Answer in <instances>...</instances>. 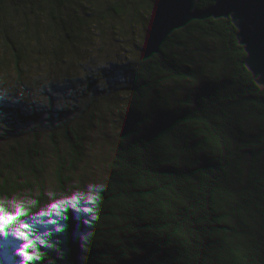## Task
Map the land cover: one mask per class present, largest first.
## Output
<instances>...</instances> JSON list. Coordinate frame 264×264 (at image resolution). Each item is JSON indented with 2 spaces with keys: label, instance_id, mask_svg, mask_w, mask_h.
<instances>
[{
  "label": "water",
  "instance_id": "95a60500",
  "mask_svg": "<svg viewBox=\"0 0 264 264\" xmlns=\"http://www.w3.org/2000/svg\"><path fill=\"white\" fill-rule=\"evenodd\" d=\"M73 196L33 264H264V0H0V207Z\"/></svg>",
  "mask_w": 264,
  "mask_h": 264
},
{
  "label": "snow or ice",
  "instance_id": "6c2138e0",
  "mask_svg": "<svg viewBox=\"0 0 264 264\" xmlns=\"http://www.w3.org/2000/svg\"><path fill=\"white\" fill-rule=\"evenodd\" d=\"M81 199L73 196L71 200L53 203L48 211L40 212L37 217L32 219L31 223L22 219L26 213L21 208L7 212L3 207H0V246L14 243L16 255L21 258L22 264H33L34 261L41 260V256L34 251L35 241H40L43 244L39 229H46L48 225H58V220L53 217L60 220L66 219L65 213L69 210L67 207L69 205L76 212L90 214L92 212L90 207H79ZM87 203L92 204L94 200L89 198ZM56 231L60 232L62 228L58 226ZM42 235H48V232L45 231ZM68 264H79V258L75 262L69 261Z\"/></svg>",
  "mask_w": 264,
  "mask_h": 264
}]
</instances>
